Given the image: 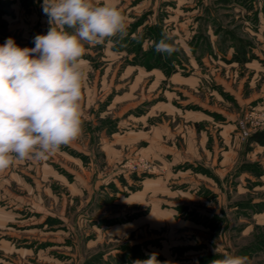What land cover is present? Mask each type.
<instances>
[{"label": "rangeland", "instance_id": "1", "mask_svg": "<svg viewBox=\"0 0 264 264\" xmlns=\"http://www.w3.org/2000/svg\"><path fill=\"white\" fill-rule=\"evenodd\" d=\"M113 2L128 35L85 45L82 135L0 171V264H264V0ZM42 5L0 0V45L34 47Z\"/></svg>", "mask_w": 264, "mask_h": 264}, {"label": "clouds", "instance_id": "2", "mask_svg": "<svg viewBox=\"0 0 264 264\" xmlns=\"http://www.w3.org/2000/svg\"><path fill=\"white\" fill-rule=\"evenodd\" d=\"M50 28L21 48L9 37L0 45V171L19 161H43L83 133L82 92L88 72L85 45L128 35L126 16L113 0H43ZM164 34L161 54L177 49ZM216 252V249L214 250ZM134 264H161L155 253ZM211 264H249L225 254Z\"/></svg>", "mask_w": 264, "mask_h": 264}, {"label": "crops", "instance_id": "3", "mask_svg": "<svg viewBox=\"0 0 264 264\" xmlns=\"http://www.w3.org/2000/svg\"><path fill=\"white\" fill-rule=\"evenodd\" d=\"M190 78V77H189ZM197 79V78H196ZM198 80V79H197ZM198 82V81H197ZM223 86L225 87V90H227V91H229L231 94H234L235 95V97H237V95H236V92H237V88L236 89H234V87H233V85H231L230 84V82L226 79L225 80V82H223ZM239 86H240V84H239ZM230 94V95H231ZM238 101H239V99H238ZM200 103V105H202V107L204 108V109H210L211 108V104H208V106L206 105V103H205V100H202V101H200L199 102ZM240 105V104H239ZM220 108H218V110H217V112L220 114V113H222V115H223V117H225V118H227V120H224V121H233V120H235V118L237 117V114H238V112L236 111V110H230V109H228L226 106H224V105H221V106H219ZM188 115H190V114H188ZM194 115V114H193ZM188 119V118H187ZM218 119H220V118H218ZM221 121H223V120H221ZM194 123V122H193ZM222 123V122H221ZM222 124H224V123H222ZM161 127H159V126H155L156 127V129H155V136H157L158 138H160V139H163L165 136H167V135H169V136H173L174 135V132L172 131V130H168V127L166 126V125H160ZM233 124H232V122L231 123H229V124H224V125H222V131L225 133H230L232 130H233ZM165 133L167 134V135H165ZM168 137V136H167ZM156 144H159V143H156ZM150 147L149 148H153V146H155V142H153V143H151L150 145H149ZM160 146H161V148L164 146L162 143H160ZM171 149V148H170ZM145 151H147V149L145 150Z\"/></svg>", "mask_w": 264, "mask_h": 264}, {"label": "trees", "instance_id": "4", "mask_svg": "<svg viewBox=\"0 0 264 264\" xmlns=\"http://www.w3.org/2000/svg\"><path fill=\"white\" fill-rule=\"evenodd\" d=\"M251 139L258 143L264 144V130L256 131L252 136Z\"/></svg>", "mask_w": 264, "mask_h": 264}, {"label": "built area", "instance_id": "5", "mask_svg": "<svg viewBox=\"0 0 264 264\" xmlns=\"http://www.w3.org/2000/svg\"><path fill=\"white\" fill-rule=\"evenodd\" d=\"M134 167H136V166H134Z\"/></svg>", "mask_w": 264, "mask_h": 264}]
</instances>
